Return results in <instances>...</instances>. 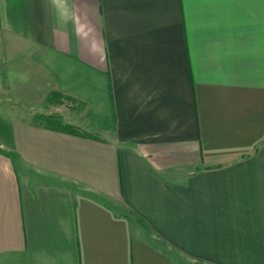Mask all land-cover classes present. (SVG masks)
Listing matches in <instances>:
<instances>
[{"label":"crops","instance_id":"crops-1","mask_svg":"<svg viewBox=\"0 0 264 264\" xmlns=\"http://www.w3.org/2000/svg\"><path fill=\"white\" fill-rule=\"evenodd\" d=\"M0 33V264H264V0H0Z\"/></svg>","mask_w":264,"mask_h":264},{"label":"rangeland","instance_id":"rangeland-1","mask_svg":"<svg viewBox=\"0 0 264 264\" xmlns=\"http://www.w3.org/2000/svg\"><path fill=\"white\" fill-rule=\"evenodd\" d=\"M2 33V32H1ZM0 33V67H3L4 63H14L18 60L19 54L16 53L14 50H10L5 52V47L8 45L12 46V48H16L18 46H23V43L17 42L15 39H6L3 37V35ZM2 47V48H1ZM10 67H8V72L10 70L15 71L14 69L9 70ZM11 73V72H10ZM5 71L0 68V76L2 79V85L5 87V83L7 81V77H5ZM16 79V78H15ZM6 80V81H5ZM9 82V78H8ZM7 91L2 92V94H7L9 97H15V86L12 85V87L8 86L6 87ZM4 91V90H3ZM44 92H41L39 95V100L36 102V105L39 107V112L41 113L42 120L45 121L46 124L51 126L59 125H70L72 128H80L81 123H85V119L83 118V111L79 109H75V104L68 103V101L63 102L62 105H52L55 103V101H58V99L48 98L44 99ZM54 100V101H53ZM78 106V105H76ZM78 108V107H77ZM51 116V118L46 119L45 117ZM58 116V117H56ZM56 122V123H55ZM61 123V124H60Z\"/></svg>","mask_w":264,"mask_h":264},{"label":"trees","instance_id":"trees-1","mask_svg":"<svg viewBox=\"0 0 264 264\" xmlns=\"http://www.w3.org/2000/svg\"><path fill=\"white\" fill-rule=\"evenodd\" d=\"M46 119H49V118H51V116H47V117H45ZM56 123V122H55ZM61 124V123H60ZM57 127H59V128H62V129H64V130H67V131H69V132H76L75 131V129H73L70 125H67V124H65V125H59V124H57L56 125Z\"/></svg>","mask_w":264,"mask_h":264}]
</instances>
